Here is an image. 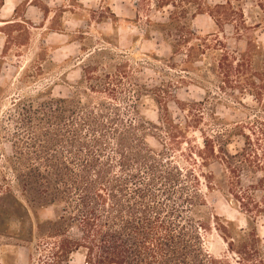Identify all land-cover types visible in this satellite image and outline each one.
<instances>
[{
  "label": "rangeland",
  "instance_id": "1",
  "mask_svg": "<svg viewBox=\"0 0 264 264\" xmlns=\"http://www.w3.org/2000/svg\"><path fill=\"white\" fill-rule=\"evenodd\" d=\"M167 1L0 0V264H86L83 249L56 257L59 239L43 231L72 208L52 204L56 179L46 158L63 160L73 180L97 179L96 172L107 166L103 182L122 184L120 198L181 209L183 217L207 228L203 243L212 255L230 264H261L232 252L227 242L233 237L238 247L256 227L264 253V214L239 208L229 191L232 175L203 146L206 138L215 146L230 138L229 151H240L244 141L235 124L264 114L238 104L232 97L237 92L218 89L211 74V84L203 79L204 66L186 63L185 50L174 53L167 32L185 12H197L192 25L198 35L217 33L240 52L249 40L264 47V0H174L175 6ZM242 99L255 106L251 97ZM139 124L145 125L149 149L143 162L132 155L140 148ZM120 136L130 145L126 161L117 151ZM93 156L97 166L90 168ZM30 166L40 168L48 193L40 184L28 188L18 182L16 173ZM238 176L234 180L247 187L260 175L245 168ZM78 196L74 190L73 203ZM79 235L76 228L69 232Z\"/></svg>",
  "mask_w": 264,
  "mask_h": 264
},
{
  "label": "trees",
  "instance_id": "2",
  "mask_svg": "<svg viewBox=\"0 0 264 264\" xmlns=\"http://www.w3.org/2000/svg\"><path fill=\"white\" fill-rule=\"evenodd\" d=\"M165 1L163 0V3ZM170 1L165 4L175 6V1ZM209 14L219 24L215 15L211 12ZM196 15L197 12L192 14L185 12L184 20L178 22L174 30L167 32L172 51L177 53L185 50L186 63L189 65L201 63L202 65L198 66L199 69L204 66L201 69L203 79L207 80L211 74L217 81L218 89L237 92V95L234 94L232 97L237 100L238 104L251 111L257 110L264 114V47L262 44L257 40H249L245 51L230 50L217 33L200 36L195 32L192 20L196 18ZM169 19L174 18L170 16ZM91 70L89 66L84 68L86 78L90 77L87 75ZM207 81L211 84L210 80ZM204 90L206 95L209 94L207 88ZM247 96L254 100V107L244 104L242 98ZM202 104V102L194 103L193 108L202 106ZM199 120L200 118L195 119V121ZM139 126L141 130L138 134L140 148L137 152H131L137 161L143 162L145 157L142 153L148 152L149 149L144 139L145 125L139 124ZM170 126L175 130L181 129L174 123ZM235 126L239 128L235 131L236 135L241 136L244 141L240 151L235 153L229 151L230 138L220 140L218 146H215L211 138H206L203 147L208 148L213 156L219 157L226 172L232 175L229 191L239 208L246 214L263 215L264 116L259 115L252 122L244 124L237 122ZM155 128L159 129L158 126ZM94 142L98 141L94 139ZM116 143L118 153L126 161L127 156L124 150L130 145L124 136L116 138ZM48 144H51L50 140ZM48 149L51 148L48 147ZM45 160L48 162L46 166L54 170L53 174L56 179L52 204L61 201L68 207H72L71 213L60 214L56 220L48 221L46 224L49 225V230L42 228L46 231L45 234H52L47 235L48 238L59 239L55 252L56 257L60 258L62 255L83 249L86 252V264H230L226 258L212 255L205 249L202 231H206L207 228L202 222H194L189 216L183 217L181 209L172 207L165 211L162 203L157 200H151L157 203L153 205L141 202L138 198H120L119 196L125 194L122 184L103 182L108 174L107 166L96 172L97 179L89 180L85 175L81 177V180L78 178L73 180V177L67 175L68 166L63 160L57 159L56 162L50 158ZM95 166H97V160L93 156L90 162L88 161V167ZM245 168L260 175L256 184L242 187L234 180V177L238 178V173ZM27 169L25 174L16 173L18 182L28 188L40 184L39 180L42 178L40 168L30 166ZM43 178H45L44 175ZM47 183L46 181L45 185L40 184L42 193L49 192ZM71 186L79 192L74 203L71 197L74 190ZM256 192L261 193L259 198L256 197ZM0 193L3 192L0 191ZM135 193L143 201L141 191ZM162 193L166 197L169 196V190L166 188L162 190ZM182 201L184 202V199ZM187 202L191 203L192 207L194 206L191 199ZM38 227L41 229V226ZM73 228L80 233L76 238L69 237V232ZM226 228L223 226V229L226 230ZM248 238L252 241L246 240L238 243V247L234 248L236 239L231 237L227 245L232 252L245 259L257 257L256 261L264 264V253L256 227H253Z\"/></svg>",
  "mask_w": 264,
  "mask_h": 264
},
{
  "label": "crops",
  "instance_id": "3",
  "mask_svg": "<svg viewBox=\"0 0 264 264\" xmlns=\"http://www.w3.org/2000/svg\"><path fill=\"white\" fill-rule=\"evenodd\" d=\"M5 2H6V0H4V3L3 4H5Z\"/></svg>",
  "mask_w": 264,
  "mask_h": 264
}]
</instances>
